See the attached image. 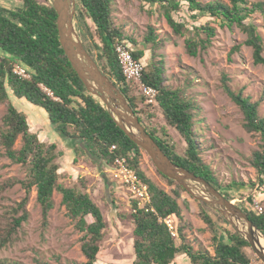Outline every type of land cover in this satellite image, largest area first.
<instances>
[{
	"label": "trees",
	"instance_id": "16d2710c",
	"mask_svg": "<svg viewBox=\"0 0 264 264\" xmlns=\"http://www.w3.org/2000/svg\"><path fill=\"white\" fill-rule=\"evenodd\" d=\"M18 1L21 6L14 10L0 6V105L7 106L0 118V147L13 164L22 166L25 178L6 181L0 191L19 184L25 190L26 197L10 206L4 217L0 218V251L14 242L19 229L29 220L27 205L33 190L37 193V203L41 208L43 239L49 228L50 212L56 207L54 195L57 193L61 196V206L65 208L67 218L82 234L81 251L86 261L80 264H100L99 254L108 227L103 210L88 192L85 179H79V183L73 186H65L61 182L59 161L64 154L56 143L43 142L31 130L27 115L11 102L12 90L17 97L47 112L55 132L71 143L76 155L94 160L100 166L105 164L108 168L114 165L117 157L127 158L149 185L152 204L158 214L163 218L174 215L178 219V239H174L155 214L138 208L133 201L131 217L135 260L126 264H177L180 256L188 257L190 264H249V243L222 215L203 202H200L203 206L200 217L206 225L205 231L211 234L213 251L198 238H190L194 227L185 219L179 203L181 192L186 190L157 169L167 184L176 186L172 194L145 175L141 168V158L145 152L118 127L106 107L89 93L66 56L59 39L58 15L51 1ZM76 1L79 28L93 42L98 65L121 90L146 131L172 162L205 179L232 201L233 198L225 192V187L202 156L195 131L199 105L187 96L185 89H172L165 85L164 68L155 62L156 52L162 45L155 30H149L144 38L146 46L141 48L123 28L115 24L114 0ZM182 2L187 5L194 21L203 18L212 21L189 26L187 22L178 20L176 14L181 10ZM161 9L173 34L185 37L189 56H201L212 46L217 36V29L211 25L214 21L222 27H237L244 32L247 36L245 44L253 50L254 64L264 65V40L257 25L250 19L255 11L264 12V2L250 6L249 0H216L208 3L201 0H165L161 3ZM120 43L129 44L133 56L139 60L145 59L146 51L151 53L149 62H144V79L159 91L157 106L146 105L143 97L136 94L135 85L126 82L115 53L116 45ZM85 47L94 57L93 52ZM239 49L237 46L234 51ZM16 65L26 68L30 79L15 75ZM40 84L48 87L58 100L43 93ZM221 86L243 113L244 130L261 136L260 149L253 152L249 162L258 173L257 182L252 186L261 191V204L264 206V116L260 114L263 101H253L244 89L235 91L225 73ZM157 111L162 114L163 124L154 127L152 123L157 118ZM171 129L185 142V149L181 152L170 133ZM19 138L22 146L17 149ZM113 146H116V150H112ZM248 199L250 203L253 202L252 196ZM237 205L264 235V211L259 214L248 206ZM219 221L224 222L226 228L220 229ZM36 263L48 264L43 260H36Z\"/></svg>",
	"mask_w": 264,
	"mask_h": 264
},
{
	"label": "rangeland",
	"instance_id": "374dc122",
	"mask_svg": "<svg viewBox=\"0 0 264 264\" xmlns=\"http://www.w3.org/2000/svg\"><path fill=\"white\" fill-rule=\"evenodd\" d=\"M50 1L52 3V0ZM154 1L156 2L114 0L115 24L123 28L124 32L141 48L146 46L144 38L149 30L151 28L155 30L162 44L156 52L155 62L164 68L165 85L172 89H185L187 96L200 107V113L196 117L195 131L203 158L225 187V192L233 198L232 201L242 200L243 202H236V204L252 209L253 202L250 203L248 199L252 196L253 201H257L264 209L261 204L263 199L261 191L252 186L257 182L258 173L249 162L253 152L260 149L261 136L257 133L249 134L244 130L243 113L225 94L221 86L222 76L225 73L229 76L230 86L235 91L244 89L245 94L251 96L253 101H263L260 114L264 116V65L254 64L253 50L245 44L247 36L244 32L237 27H222L214 21L211 25L217 29V36L212 46L201 56H189L185 47V37L174 35L166 22L161 9V3L165 0ZM201 1L208 3L216 0ZM249 1L250 6L264 2V0ZM0 6L14 10L21 6V2L0 0ZM77 15L76 11V31L84 45L96 58L97 50L93 42L79 28ZM176 18L187 22L189 26L212 21L209 18L194 21L184 2ZM250 19L257 25L264 40V12L257 10L251 14ZM237 46L240 47L239 51H234ZM150 55L151 53L146 51L143 62H146ZM10 94L13 105L27 115L31 130L43 142L56 143L59 151L64 154L59 161L61 182L65 186H73L79 183V179H85L88 192L103 210L108 227L99 254L100 264L132 263V259L135 260L134 224L131 217L133 200L126 188L112 178L107 165L100 166L94 160L78 156L73 151L71 153V143L64 141L55 132L43 108L17 97L12 90ZM6 109V105H0V118L5 114ZM161 124H163L162 114L157 111V118L152 126L158 127ZM170 133L178 145V150L183 151L184 140L175 130L171 129ZM21 146L22 141L19 138L16 148L19 149ZM141 168L149 179L167 192L172 194L176 189V186L167 184L157 173L156 167L146 153H143L141 158ZM24 178L25 171L22 166L13 164L4 156V151L0 147V188L10 179ZM25 197L26 192L19 184L3 192L0 191V218L4 217L5 211L10 206L21 202ZM54 199L56 207L50 212L49 228L43 239L41 208L37 203V193L33 190L27 205L29 220L19 229L14 242L0 251V264H37L36 260H43L48 264H80L86 261L81 251L82 234L67 218L66 210L61 206V196L56 193ZM179 203L185 219L194 227L190 232V238H198L206 248L213 251L211 234L205 231L206 225L200 217L203 208L200 201L182 191ZM218 223L220 229L226 228L224 222ZM247 251L251 257L257 258L252 249Z\"/></svg>",
	"mask_w": 264,
	"mask_h": 264
},
{
	"label": "water",
	"instance_id": "95a60500",
	"mask_svg": "<svg viewBox=\"0 0 264 264\" xmlns=\"http://www.w3.org/2000/svg\"><path fill=\"white\" fill-rule=\"evenodd\" d=\"M52 5L58 15L61 46L89 93L106 107L118 127L146 153L160 173L178 183L194 199L222 215L264 264V235L247 213L208 181L171 161L141 124L121 90L88 52L76 31L77 1L52 0Z\"/></svg>",
	"mask_w": 264,
	"mask_h": 264
},
{
	"label": "built area",
	"instance_id": "2783aa9c",
	"mask_svg": "<svg viewBox=\"0 0 264 264\" xmlns=\"http://www.w3.org/2000/svg\"><path fill=\"white\" fill-rule=\"evenodd\" d=\"M115 53L122 69L126 82L135 85L136 94L143 97L146 105L157 106L159 91L149 85L144 79L145 63L143 60L136 59L132 53V47L127 43L116 45ZM14 74L21 79H30V73L21 65H16ZM40 89L43 93L58 100L54 97V93L44 84H40ZM116 150V146L112 147ZM112 178L126 188L131 195L133 201L137 203L138 208L155 214L159 221L164 223L169 229L172 237L178 239V219L174 215H169L165 218L161 217L152 204V195L149 185L143 180L138 172L129 164L127 158L117 157L115 163L108 170ZM243 202L242 200H234ZM252 210L256 213H263L264 209L257 201H253ZM135 212V210H134ZM249 264H263L259 258L251 257Z\"/></svg>",
	"mask_w": 264,
	"mask_h": 264
},
{
	"label": "crops",
	"instance_id": "0c3cea01",
	"mask_svg": "<svg viewBox=\"0 0 264 264\" xmlns=\"http://www.w3.org/2000/svg\"><path fill=\"white\" fill-rule=\"evenodd\" d=\"M70 151H71V153H72V151L75 152L72 146H70ZM201 228L204 229V227H201ZM133 261L134 260L132 259V262ZM176 262H177V264H190V260L186 256H180V257H178L177 260H176Z\"/></svg>",
	"mask_w": 264,
	"mask_h": 264
},
{
	"label": "bare ground",
	"instance_id": "6f19581e",
	"mask_svg": "<svg viewBox=\"0 0 264 264\" xmlns=\"http://www.w3.org/2000/svg\"><path fill=\"white\" fill-rule=\"evenodd\" d=\"M262 243L264 244V240H262Z\"/></svg>",
	"mask_w": 264,
	"mask_h": 264
}]
</instances>
